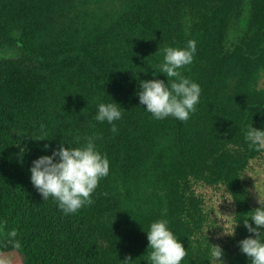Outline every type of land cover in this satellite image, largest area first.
Wrapping results in <instances>:
<instances>
[{
    "label": "trees",
    "instance_id": "16d2710c",
    "mask_svg": "<svg viewBox=\"0 0 264 264\" xmlns=\"http://www.w3.org/2000/svg\"><path fill=\"white\" fill-rule=\"evenodd\" d=\"M190 39L197 50L180 71L201 87L196 111L155 119L139 82H167L152 75L162 49ZM7 46L21 56L0 60V254L147 264L145 231L165 218L186 249L181 264H217L215 245L223 264H250L238 242L253 235L243 219L260 207L252 179L264 150L245 131L264 128V0H0ZM112 98L122 111L115 132L94 119L97 101ZM87 137L110 171L93 203L65 214L29 169L61 141Z\"/></svg>",
    "mask_w": 264,
    "mask_h": 264
},
{
    "label": "clouds",
    "instance_id": "9594fccd",
    "mask_svg": "<svg viewBox=\"0 0 264 264\" xmlns=\"http://www.w3.org/2000/svg\"><path fill=\"white\" fill-rule=\"evenodd\" d=\"M196 50L194 39L188 40L182 47H165L162 49L163 59L158 66L159 70L155 69L152 75L156 77L157 73H163L167 77V82L159 78L139 82L140 90L137 93L139 103L146 106L144 109L151 113L153 118L164 119L171 116L186 121L191 113L196 111L201 87L180 71L192 63ZM118 105L120 104L113 98L112 102L98 100L94 119L112 124V131H117L114 121L122 118V111ZM245 139L256 150H264V128L248 126ZM49 147L45 145L44 150H48ZM25 151L24 148L20 150L21 154ZM29 170L31 182L43 199L52 197L58 207L65 214H69L93 203L92 194L99 181L109 174L110 161L106 154L99 151L95 139L87 137L79 146H73L66 140L61 141L59 147L51 149V154L34 159ZM258 196L260 207L250 211L249 218L243 219L244 227L253 235L238 242L240 251L250 258V264H264V231H262L264 198L259 193ZM235 226L227 234H233ZM145 232L150 249L146 259L147 264H181L186 249L169 227L167 219L154 220ZM215 246L217 264H223L219 259L222 257V249L218 245ZM129 261L126 258L121 262L128 264ZM0 264H5V261L0 260Z\"/></svg>",
    "mask_w": 264,
    "mask_h": 264
},
{
    "label": "rangeland",
    "instance_id": "374dc122",
    "mask_svg": "<svg viewBox=\"0 0 264 264\" xmlns=\"http://www.w3.org/2000/svg\"><path fill=\"white\" fill-rule=\"evenodd\" d=\"M21 56L20 50L15 46H7L0 49V60L17 59ZM252 184L255 186L259 195H264V162L257 165L253 175ZM259 197V196H258ZM0 260H4L5 264H25L26 258L22 250L16 249L13 252L0 254Z\"/></svg>",
    "mask_w": 264,
    "mask_h": 264
}]
</instances>
